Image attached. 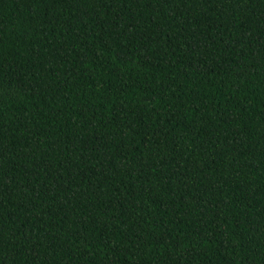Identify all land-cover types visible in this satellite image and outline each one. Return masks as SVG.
Returning <instances> with one entry per match:
<instances>
[{
  "label": "trees",
  "instance_id": "1",
  "mask_svg": "<svg viewBox=\"0 0 264 264\" xmlns=\"http://www.w3.org/2000/svg\"><path fill=\"white\" fill-rule=\"evenodd\" d=\"M0 264H264V0H0Z\"/></svg>",
  "mask_w": 264,
  "mask_h": 264
}]
</instances>
